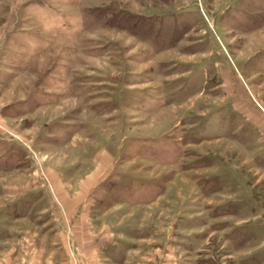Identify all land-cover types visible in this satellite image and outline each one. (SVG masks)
I'll use <instances>...</instances> for the list:
<instances>
[{
    "label": "rangeland",
    "instance_id": "rangeland-1",
    "mask_svg": "<svg viewBox=\"0 0 264 264\" xmlns=\"http://www.w3.org/2000/svg\"><path fill=\"white\" fill-rule=\"evenodd\" d=\"M0 264H264V0H0Z\"/></svg>",
    "mask_w": 264,
    "mask_h": 264
}]
</instances>
